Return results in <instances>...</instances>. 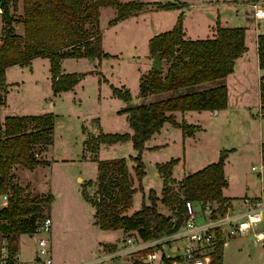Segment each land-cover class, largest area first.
Listing matches in <instances>:
<instances>
[{
  "label": "trees",
  "instance_id": "trees-1",
  "mask_svg": "<svg viewBox=\"0 0 264 264\" xmlns=\"http://www.w3.org/2000/svg\"><path fill=\"white\" fill-rule=\"evenodd\" d=\"M18 0H0V100L6 93L5 69L10 66L29 65L38 58L48 60L50 85L53 94L71 90L86 73L62 74L59 67L63 59L84 58L97 60L107 57L101 48V31L98 28L99 8L116 12L109 23H116L127 16L142 11L144 4L119 0H20L21 13L15 14ZM173 3H156L157 10L174 8ZM182 13L170 30L147 40L148 54L159 55L161 70L150 68L138 78V95L144 103L121 111L125 114L128 133H97L85 144L86 151L96 163V191L91 199L84 189L82 198L94 209L93 224L104 231L121 229L124 234L136 231L142 240L163 237L174 232L183 220L186 200L206 202L217 206L214 213L225 211L222 203L228 201L222 195L227 186L223 165L228 151L220 150L216 162L199 171L185 175L180 180L172 178L175 159L156 166L162 179L160 196L153 189L147 194L148 205L127 215L131 207L133 176L128 172L124 158L98 160L96 152L100 144L131 142L136 152L130 156L131 168L141 190L145 175L141 160L144 143L157 133L165 123L191 136L198 127L178 123L174 112L216 111L226 107L224 78L232 72L235 58L242 55L244 28L221 27L216 21L210 38L190 40L184 38ZM22 25V34L15 32V25ZM257 61L264 68V35H258ZM259 97L261 115L264 117V77H260ZM209 84V85H208ZM111 94L124 102L130 101V93L124 87L110 85ZM163 95L164 98L148 101L147 97ZM147 98V99H146ZM147 100V101H145ZM53 114L4 116L0 129V195H7L6 206L0 209V233L7 238L11 252L17 251L15 240L20 235L31 234L33 224L42 219L41 204L52 202L51 193L31 197L16 184L11 174L17 166L27 170L47 164L40 155L53 145ZM264 161V146L260 147ZM169 209L168 216L157 211L156 203ZM229 202V201H228ZM38 219V220H37ZM213 248L209 264H222L224 241L214 232ZM112 247V246H111ZM111 247H109L111 249ZM172 258L161 257L159 264H170Z\"/></svg>",
  "mask_w": 264,
  "mask_h": 264
},
{
  "label": "rangeland",
  "instance_id": "rangeland-1",
  "mask_svg": "<svg viewBox=\"0 0 264 264\" xmlns=\"http://www.w3.org/2000/svg\"><path fill=\"white\" fill-rule=\"evenodd\" d=\"M119 1L122 3L126 1L142 3L144 4L142 12H146L127 16L117 23H109L115 17L116 12L110 7L99 8L98 28L101 31V48L107 57L103 58L101 62L99 61L100 64H97V60L94 59L95 66L87 59L63 60L62 67L65 71H71V73L92 72L91 76L81 83L83 84V91L80 92L79 90V98H84H82L80 105L68 102L70 92L64 96L63 103H55V99L52 98L47 86L43 84V76H49V70L45 62L40 59L34 63L33 70H29V68L9 69L7 72L8 91L4 95L1 94L0 122L4 116L9 115H38L45 111L57 115L55 119L53 118L55 121L54 142L50 153L55 159L60 158L61 161H58L52 168L49 183L43 182L44 178L31 175L25 170L13 172V181L29 196L46 195L49 193L48 189L53 195V200L48 206L46 204L39 205L40 217L49 216L51 220L50 232L43 236L48 240L53 264H73L84 259H91L97 256L101 250L109 251V247L121 242L125 237L124 233L115 230L113 232L104 231L93 224L94 209L82 198L80 189H84L88 197L95 199L98 197L97 186L94 182L93 186L88 187L89 182H85L78 189L73 173L80 169V174L85 179H94L96 175L95 162L91 161V156L85 147L83 150L85 138L80 134L81 125L89 130H96L97 133L99 131L106 134L129 133L130 128L127 119L119 113L113 116L112 110L127 109L144 103V100L138 95V82L135 80V75L143 73L148 58H152L148 56L147 40L169 30L174 18L180 13L183 16L186 12L188 13L184 26L186 32L187 34L190 33L189 36L197 38L191 40L206 38L205 36L209 34L206 25L216 21L217 15H219L222 23L225 22L226 26L247 25L250 33L256 29L264 35V19L254 21L251 18L245 20L243 17L246 11L249 12L246 6L249 0H243L239 4L234 3L233 0ZM254 1L259 7H264V0ZM167 2L173 3L174 8L156 9V3ZM20 4L21 2L18 0V10L15 14L21 13ZM249 14L251 13L249 12ZM215 25L216 22L211 28L212 30L216 27ZM14 28L18 34L23 33L21 24L15 25ZM154 33L157 34L152 35ZM96 73L97 75L94 77ZM29 75L39 77L36 88L38 90H33L27 85L26 81ZM98 77L107 80V87L105 84L101 86L100 90L98 89L99 86L96 83ZM21 81L23 84H20ZM110 84L118 88L123 86L127 89L130 93L131 102L127 103L113 97ZM246 93L250 97L257 95L258 89L254 81L253 84L247 86ZM164 97L159 95L147 100L153 101ZM50 103L55 104L56 107H51ZM252 112L254 117L251 120L254 122L249 121L247 123L245 120L237 119L234 121V119L229 118L228 120L231 122L230 133L225 132L222 127L213 126L207 113L202 112L201 116H196L197 118L192 113L194 116L190 119L194 120V124L204 128V131L200 133L199 140L204 155L199 163L191 165L189 169L197 170L202 163L214 161L215 149L221 146V150L228 151L223 168L230 179L225 194L234 198L244 193L247 195L257 194L261 188L257 166L260 163L259 138L264 135V122L259 125L258 121L264 117L259 118L256 115V109H253ZM96 121L99 123L97 124ZM215 122L219 121L216 119ZM90 135L91 132L87 133V140L94 137ZM151 141L154 142L153 139ZM141 153L143 154V157L141 154V160L145 175L140 182L141 190L137 188V182L133 187L135 192L132 195L131 207L127 211V215L138 210L142 203L148 205L147 194L149 189L157 192L160 190L162 181L154 174L155 165L165 163L171 157L180 155L175 146L148 152L142 151ZM95 155L98 160L124 158L128 171L132 172V162L129 157L135 155V151L129 141L117 142L112 145L101 144ZM252 166L255 167V171L250 169ZM181 170V165L175 166L174 176L178 177L182 173ZM260 175L262 186H264V167ZM156 207L157 211L162 212L164 216H168L170 213L169 209L163 207L159 202L156 203ZM261 230L264 231V228ZM0 238H4L1 233ZM38 238V235L25 234L20 235L15 240L21 261L25 262V260L33 258ZM225 241L227 243L222 249V264H264V235L262 240L258 242L254 240L251 232L226 238Z\"/></svg>",
  "mask_w": 264,
  "mask_h": 264
},
{
  "label": "crops",
  "instance_id": "crops-1",
  "mask_svg": "<svg viewBox=\"0 0 264 264\" xmlns=\"http://www.w3.org/2000/svg\"><path fill=\"white\" fill-rule=\"evenodd\" d=\"M126 2H124V3H126ZM233 2L239 4L240 2H243V0H233ZM252 4L257 5L254 0H249V3L246 6H247V8H248V10H249V12L251 14H249V12L246 11L244 13V15H243L244 19L246 20V19H250L251 18L254 21L261 20V19H258V18H256L254 16V8L252 7ZM144 12H146V11H144ZM144 12L141 11V12H139V14L144 13ZM177 17L178 16H176V18ZM176 18H174L173 24H174ZM187 18H188V13L186 12L182 16V19H181L184 38L190 39V40L191 39H197V38H194V36H189L190 33L187 34V32H186V27H184V26H185V20ZM215 20L218 21V24L221 27H230V26H226L225 22L224 23L221 22L219 15L216 16ZM119 21H121V20H119ZM216 21L206 25V29L209 32V34H207L205 36L206 38L212 37L213 31H212L211 28H213V26H214ZM173 24L171 25V27L173 26ZM234 26H238V27H243L244 28V43H245V46H246V50H245V52L242 55H240L239 57L235 58L232 72L230 74H228L223 79L224 80L223 82H224V84L226 86V98H227L226 107L223 110H219L218 112H216V111H200V112L184 111L183 113L174 112L173 115L175 117V120L178 123L185 122L186 124L195 125V126L198 127V130L195 131L191 136H188V135L182 134L180 129L171 126L169 123H165L157 133L152 134L151 137L144 143V147H143L142 151H147V152L148 151H152V150L161 149V148H164V147L166 148V147H169V146H175L177 148V150L179 151L180 155L170 158V159H175L176 160V164L173 165V167L171 169V171H172L171 176L175 180H180L185 175H188V174L194 173L196 171H199L200 169H202V167H204V166H206V165H208L210 163L216 162V160L218 159V156H219V151L221 150V146L216 147V149H215V152H216L215 156L216 157H214L215 158L214 161H208L207 163H202L200 168H198L197 170L189 169V167L191 165L199 163L202 160L203 155H204V152H202V149H201L202 148L201 147V143L199 141L200 140V133L202 131H204V128L201 127L200 125L194 124V120H190L194 116V115H192V113L195 114V117L196 116H201L202 112L207 113V116L209 117V121L212 122V125L215 126V127L218 126V127L224 128L225 132H227V133H230V130H231V122L228 120L229 118L234 119V121L237 119V120H245L247 123L249 121L254 122V120H251V118L254 117L253 112H252L253 109H256V115H258L259 118H262L261 109H260V97H259V82H260L259 78L260 77H264V68H260L259 64H258V61H257V43H256L257 36L258 35H262V34H260L256 29H254L253 32L250 33L249 30H248L247 25H243V26L234 25ZM234 26L231 27V28H234ZM171 27H170V29H171ZM155 34H157V33H154L152 35H155ZM39 59L42 60L43 62H45L46 66L48 67V60L46 58L34 59V60L30 61L29 65H24V66H20V67L14 65V66L7 67L5 69V75H4L5 76V81H6V91H8L7 88H8V85H9L8 81H7V77H8L7 72H8L9 69H11V68H15L16 69L17 68L18 70H20V69L29 68V70H33L34 69V63L37 62ZM73 59H71V60H73ZM81 59H84V58H78L76 60H81ZM152 59L153 58H148V62L146 63V66H145L144 70L142 71L143 73H139V74L135 75V80L137 82H138L139 76L141 74L146 73V71H148L152 67V64H151ZM63 60H65V59H63ZM63 60H61L60 64H59V67L61 68V73L62 74H72L71 71H65L64 68L62 67ZM101 60H100V62H101ZM93 61L94 60H91L90 62H91V64L93 63V65L95 66V63ZM100 62L97 61L96 63L100 64ZM48 70H49V67H48ZM75 73H86V75L82 79H80L74 85V87L71 90L58 92L57 94H53V92H52L51 85H50V74H49V76H43L44 77V81H43L44 83L43 84L47 86V89L49 90L52 98L55 99V103L56 104L63 103L62 101L64 99V96L68 92H70V94H69L70 97L68 98V102H70V104H74V105L78 104V105H80L82 103V98H84V97L79 98V90H80V92L83 91V84H81V83H83L86 78L90 77L92 72L91 71H85V72H75ZM96 75H97V73L94 75V77ZM38 78H36V75L27 76V81H26L27 85H29L31 87V89H33V90H38V89H36L38 87V83H37L38 82ZM253 81H254L255 85L257 86L258 93L254 97H250L246 93V90H247V86L248 85L253 84ZM96 83H98V86H99L98 89L99 90L101 89V86L106 84L105 87H107V85H108L107 80H105L104 78H99V77H98V80H97ZM20 84H23V82L21 81ZM15 85L18 87L17 84H15ZM110 85H112V84H110ZM121 87H123V86H121ZM245 87H246V89H245ZM147 98L149 99V97H147ZM98 99H99V94H98ZM145 101H147V100H145ZM129 102H131V100ZM48 103H49V101H48ZM50 106L53 107V108L56 107L55 104H53V103H50ZM122 110H124V109H114V110H112L113 116H116V114L119 113L123 117H125V114L121 113ZM41 113H47V111L41 112ZM41 113H39V114H41ZM9 116H14V115H9ZM55 116H57V115L54 114V119H55ZM54 119H53V121H54ZM216 119L219 122H215ZM2 121L3 120H1V122H0V129L2 128V123H3ZM96 122H97V124L99 123V121H96ZM263 122H264V119H260V121H258L259 125L262 124ZM89 132H91V135H93V136H95L97 134L96 130H93V129L89 130L87 127L81 125L80 134L85 138L84 141H83L84 143L87 140V137H88L87 133H89ZM99 132H101V131H99ZM130 132H131V130L129 131V133ZM52 139H53V137H52ZM152 139L154 140V142L151 141ZM225 140L227 141V139H225ZM53 142H54V140H53ZM84 145L85 144H83V150H84V147H85ZM100 145H99V147H100ZM260 145L264 146V135H262L261 138H259V150L258 151H259V158H260V161H261ZM52 147H53V145L48 150H46L45 152H43L40 155L42 160L46 161L47 164H45L43 166H35L31 170H27L25 168L22 169L20 167L15 166V167L12 168L11 174H13V172H15V171L16 172L17 171H22L23 172V170H25L27 173H29L31 175H38L39 177L44 178L43 182L48 184L49 180H51L50 175L52 176V174H50V172L52 171V168L55 166V164L58 163V161H61L60 158L55 159L53 156H51L50 151H51ZM140 154H142V153H140ZM130 156H133V155H130ZM142 157H143V154H142ZM106 160H108V159H106ZM211 160H213V159H211ZM157 165H159V164L155 165V168H154L155 173L154 174H155V176L159 177V179L162 181L160 175H158V172L156 171V166ZM177 165H181L182 173H180V175H178V177H175L174 176V167L177 166ZM223 167H224V165H223ZM223 170H224V175H225V178L227 180V185H228L230 177L226 175V172H225L224 168H223ZM261 171L258 172V174H259V182H260L261 188H260V190H259V192L257 194L247 195L246 193H244V194H241L238 197L234 198V197H230L227 194H225V189L227 188V186H226V188L223 189L222 195L225 198L228 199V201H229L230 205L232 206V209H233V211L235 213H239V212H241L244 209V205H242V203H241V201L243 199H257L258 198L264 204V186H262V179H261V175H260ZM129 173L133 176V187H135L134 185H136V180L134 178V174H133V172H129ZM73 174H75L74 181H75L76 185H78L77 186L78 189H80L81 188L80 185L84 184L85 182H89L90 185L88 187L93 186L94 182L96 184L97 173H96L94 179H85L80 174V169H78L77 171L75 170ZM39 177H38V180L40 179ZM36 181H35V183H36ZM154 191L156 193V196L159 197L161 189L158 192L156 190H154ZM48 192L51 193L49 191V189H48ZM0 204H1V202H0ZM139 209H140V207H139ZM135 211H137V210H135ZM135 211H133V212H135ZM158 212L160 214H162V212H160V211H158ZM132 213H128V215H131ZM261 228L263 229L262 225L258 226L254 231L257 232L258 230H261ZM115 231H119V232L123 233L121 229H117ZM111 232H113V231H111ZM263 235H264V232H263ZM223 241H224V244H223V246H224V245H226L227 241H225V239ZM84 260H86V259H84ZM27 261H29V260H27Z\"/></svg>",
  "mask_w": 264,
  "mask_h": 264
},
{
  "label": "built area",
  "instance_id": "built-area-1",
  "mask_svg": "<svg viewBox=\"0 0 264 264\" xmlns=\"http://www.w3.org/2000/svg\"><path fill=\"white\" fill-rule=\"evenodd\" d=\"M254 16L264 19V7L252 4ZM264 167L261 159L258 172ZM255 171V167H250ZM1 207L6 206L7 195L1 196ZM244 209L235 213L228 201L222 203L225 211L214 213L217 206L209 203L186 200L183 203L184 213L180 226L163 237L142 240L136 231L125 234L124 239L115 243L109 251L101 250L97 256L74 264H159L161 257L172 258L170 264H209L210 252L213 248L214 232L218 231L222 240L252 232L256 242L263 238V230H254L258 226L264 228V204L260 199H243ZM197 208V209H196ZM51 220L44 216L33 224L31 234L38 235L34 257L29 261H21L18 251L11 252L7 238H0V264H53L50 246L45 236L50 232ZM262 235V236H261Z\"/></svg>",
  "mask_w": 264,
  "mask_h": 264
},
{
  "label": "water",
  "instance_id": "water-1",
  "mask_svg": "<svg viewBox=\"0 0 264 264\" xmlns=\"http://www.w3.org/2000/svg\"><path fill=\"white\" fill-rule=\"evenodd\" d=\"M152 69L156 70V71H160L161 70V64H160V58L159 55H156L153 59H152ZM139 264H149L147 262H140L138 261Z\"/></svg>",
  "mask_w": 264,
  "mask_h": 264
},
{
  "label": "bare ground",
  "instance_id": "bare-ground-1",
  "mask_svg": "<svg viewBox=\"0 0 264 264\" xmlns=\"http://www.w3.org/2000/svg\"><path fill=\"white\" fill-rule=\"evenodd\" d=\"M262 236V235H261Z\"/></svg>",
  "mask_w": 264,
  "mask_h": 264
}]
</instances>
